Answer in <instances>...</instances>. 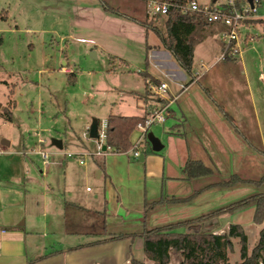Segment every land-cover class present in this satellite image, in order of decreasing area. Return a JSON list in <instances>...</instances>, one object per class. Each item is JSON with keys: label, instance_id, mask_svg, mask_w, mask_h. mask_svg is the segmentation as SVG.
I'll use <instances>...</instances> for the list:
<instances>
[{"label": "crops", "instance_id": "obj_1", "mask_svg": "<svg viewBox=\"0 0 264 264\" xmlns=\"http://www.w3.org/2000/svg\"><path fill=\"white\" fill-rule=\"evenodd\" d=\"M218 3L213 5L225 4ZM251 18L264 20L254 14ZM216 33L209 30L194 45L193 57L197 46L217 42L213 38ZM218 42L221 49V38ZM240 42L242 47L246 37ZM241 52L242 49L238 55L224 58H220L221 51L205 56L202 62L207 65L202 71L186 74L156 35V40L147 46V58L165 80L145 72L158 82L168 81L160 98H165V116L171 120L160 134V150L149 148L147 139L136 147L142 160L132 155V144L138 136L135 126L129 133L130 146L126 151L106 149L103 154L95 153L96 137L83 136L84 132L82 137L89 140L56 136L57 145L53 141L44 145L41 141L36 148L11 151L7 150L11 140L1 138L0 264H131L132 259L151 263L143 252L140 234L144 228L154 227L161 208L165 210V223H169L231 203L218 206L216 200L239 184L254 185L256 190L250 195L264 192V171L259 178L249 177L256 164L254 159L261 156L264 160V89H256L249 82ZM233 65H238L241 79L229 85L227 74L235 69ZM58 71L73 80L70 67L61 66ZM150 85L144 84L145 93L136 96L142 100L138 113L112 114L148 116L145 97L150 96ZM39 149L47 152V163L37 153ZM33 155L38 156L41 166ZM189 160L200 161L210 172L188 175L183 167ZM218 172L224 177L229 172L225 181L232 175L244 181L232 185L211 181ZM163 198L165 202L152 205L160 206L153 214L145 211L146 202ZM172 198L184 199L175 202ZM243 211L251 218L250 228L257 232V240L264 216L255 223L252 204L214 215L233 213L231 217L236 221H226L218 227L215 218L203 230L222 233L230 224L242 227L237 217ZM185 231L186 228L182 230ZM243 232L248 235L244 229ZM121 234L125 236L111 239Z\"/></svg>", "mask_w": 264, "mask_h": 264}, {"label": "rangeland", "instance_id": "obj_2", "mask_svg": "<svg viewBox=\"0 0 264 264\" xmlns=\"http://www.w3.org/2000/svg\"><path fill=\"white\" fill-rule=\"evenodd\" d=\"M104 1L120 13L140 20L152 19L159 30L164 31V16L152 18L146 0ZM196 1L212 7H216L213 4L219 1L222 2L218 5L226 2ZM232 2L238 9L245 5L242 0ZM255 5L254 16L264 18V0ZM252 21L248 15L239 24L241 40L254 36L253 40L242 44V62L251 85L264 89V21ZM208 30L218 32L213 36L217 42L208 46L203 43L195 48L192 71H202L207 65L202 62L204 57L218 55L221 51L218 39L225 29L219 24H210ZM154 40L156 34L152 30L134 19L102 9L99 0H0V139L11 140L7 150L36 148L41 141L48 145L56 136L89 140V137H82V133L92 119L102 121L108 113L116 111L138 113L142 100L136 96L145 93L140 72L147 71L165 80L159 68L147 58V46ZM61 66L70 67L74 72L73 80L70 75L58 71ZM233 67L235 69H230L227 74L229 85L241 79L238 65ZM150 90V96L145 97L147 114L164 109L165 116V98L159 99L165 92L157 91V84H151ZM6 108L11 111L10 120L3 116ZM165 118L163 123L155 122L148 128V132L159 140L162 139V129L170 125L171 119ZM32 157L40 164L38 156ZM254 162L253 174H249L252 179L259 178L264 171L261 156ZM228 175L229 172H225V177L218 172L210 180L225 181ZM238 183L241 182L233 184ZM238 186L227 196L219 197L217 205L241 199L256 190L254 185L243 183ZM159 207L152 206L147 211L153 214ZM159 211L154 227L167 224L165 210L161 208ZM232 214L228 212L208 218L203 222V229L209 228L215 218L218 227L226 221L235 222ZM249 217L246 211L237 217L248 233L247 253L257 241V232H252ZM177 229L182 231L184 228ZM239 246L237 238H232V245L226 251L229 264L240 259ZM175 257L171 254V261H176Z\"/></svg>", "mask_w": 264, "mask_h": 264}, {"label": "trees", "instance_id": "obj_3", "mask_svg": "<svg viewBox=\"0 0 264 264\" xmlns=\"http://www.w3.org/2000/svg\"><path fill=\"white\" fill-rule=\"evenodd\" d=\"M99 1L104 10L134 19L152 30L159 38L161 46L171 53L178 65L186 73L191 74L194 45L209 32L208 25L213 23L206 21L203 14L199 12L183 10L182 7L190 0H166L171 3V7L167 13L165 15L156 14L152 17L164 16L163 32L153 23L152 19L145 18L140 20L131 17L109 7L104 0ZM238 1L236 0V3ZM242 1L245 4L247 3V0ZM252 1L253 4H256L260 0ZM263 21L261 19H253L252 22ZM221 26L224 29L226 28L225 25L221 24ZM140 74L144 79L145 87L149 84L158 85V79L148 75L145 71H141ZM3 116L6 120H10L11 111L8 108L4 109ZM145 117V115L125 116L109 113L105 119L106 138L104 151L106 149H110L113 152L126 151L130 146L129 133ZM147 144L150 148L148 141ZM183 170L190 176L206 175L210 172L209 167L197 160L187 161ZM243 181L244 179L239 178L237 175H232L225 183L232 185L235 182ZM183 199L172 198L171 201L178 202ZM163 202H165V198L154 202H146L145 211L152 207V205ZM251 204L254 205L253 221L259 223L264 216V192L246 196L192 218L167 223L159 227H146L140 236L143 239V252L151 263L132 259L131 264H171V254L178 257L177 261L172 264H229L226 251L231 247L232 238L235 237L240 245V259L233 264H257L259 260L264 261V226L259 230L258 239L249 253H247V238L240 225L230 224L227 231L222 233L203 230V222L208 218L223 211H230ZM178 227H184L187 231H178L176 230ZM124 236L125 234L116 235L112 236L111 239Z\"/></svg>", "mask_w": 264, "mask_h": 264}, {"label": "built area", "instance_id": "obj_4", "mask_svg": "<svg viewBox=\"0 0 264 264\" xmlns=\"http://www.w3.org/2000/svg\"><path fill=\"white\" fill-rule=\"evenodd\" d=\"M233 0H226L224 6H216L212 7L211 5H201L196 0H190L185 6L182 7L183 10L199 12L203 14L205 20L211 23H219L225 25V30L222 32L221 37V54L220 58H224L226 56H236L241 51V42H240V20L245 16H252L256 11V5L253 4L252 7L246 3L242 9H238L234 7L232 2ZM149 13L154 15H165L169 8L171 7V3L163 0H146ZM257 4V3H256ZM148 12V11H147ZM148 14V13H147ZM254 39V36L246 37L247 41H251ZM264 82V76H262ZM167 86L165 82H159L157 85V91L166 92ZM164 109L153 110L148 116L144 118L143 121L138 122L135 127L138 130V136L136 140L133 142L134 148H132V155L137 158L140 153L136 147H139L143 141L146 140V134L148 132V128L151 124L158 122L163 123L165 120V116L163 113ZM96 154H103L105 146V138H106V120H102L97 124L96 128ZM83 136H88V128H86ZM37 153L40 154L43 163L48 162V154L46 151L41 149L37 150ZM70 155V153H67ZM79 162L82 163L83 160L79 158ZM257 264H264L263 260H259Z\"/></svg>", "mask_w": 264, "mask_h": 264}, {"label": "water", "instance_id": "obj_5", "mask_svg": "<svg viewBox=\"0 0 264 264\" xmlns=\"http://www.w3.org/2000/svg\"><path fill=\"white\" fill-rule=\"evenodd\" d=\"M247 3L249 4L250 7L253 6V1L252 0H247ZM263 65H264V55H263ZM96 128H97V120L94 118L92 119L89 127H88V135L91 138L96 137ZM146 139L150 144V147L153 151H158L162 148V143L161 141L154 136L151 132H147L146 134ZM57 139L53 138L52 141L55 142ZM55 145H57V143L55 142ZM103 149L105 148V146L102 147ZM139 160H142V155H139Z\"/></svg>", "mask_w": 264, "mask_h": 264}]
</instances>
